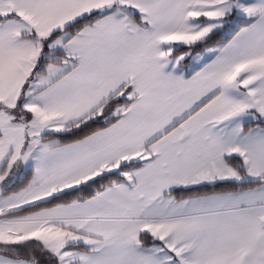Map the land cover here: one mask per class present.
Returning a JSON list of instances; mask_svg holds the SVG:
<instances>
[{
	"label": "snow or ice",
	"instance_id": "6c2138e0",
	"mask_svg": "<svg viewBox=\"0 0 264 264\" xmlns=\"http://www.w3.org/2000/svg\"><path fill=\"white\" fill-rule=\"evenodd\" d=\"M0 264H264V0H0Z\"/></svg>",
	"mask_w": 264,
	"mask_h": 264
}]
</instances>
